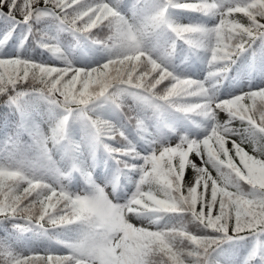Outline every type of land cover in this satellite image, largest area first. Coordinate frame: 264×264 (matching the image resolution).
Returning <instances> with one entry per match:
<instances>
[{
	"label": "clouds",
	"instance_id": "clouds-1",
	"mask_svg": "<svg viewBox=\"0 0 264 264\" xmlns=\"http://www.w3.org/2000/svg\"><path fill=\"white\" fill-rule=\"evenodd\" d=\"M25 22L0 40V264H264V0Z\"/></svg>",
	"mask_w": 264,
	"mask_h": 264
},
{
	"label": "snow or ice",
	"instance_id": "snow-or-ice-1",
	"mask_svg": "<svg viewBox=\"0 0 264 264\" xmlns=\"http://www.w3.org/2000/svg\"><path fill=\"white\" fill-rule=\"evenodd\" d=\"M31 11L32 0H0V20L8 21L12 25L9 32L0 36V40H12V34L15 33L16 28L20 25H27L25 21ZM4 27H7V25H0V29ZM49 195L52 194L49 193ZM53 202L55 201L53 200ZM48 257L49 264H51L52 254L49 253Z\"/></svg>",
	"mask_w": 264,
	"mask_h": 264
},
{
	"label": "trees",
	"instance_id": "trees-1",
	"mask_svg": "<svg viewBox=\"0 0 264 264\" xmlns=\"http://www.w3.org/2000/svg\"><path fill=\"white\" fill-rule=\"evenodd\" d=\"M5 11H6V9H5ZM189 19H195V18L194 17H190ZM0 25H7V27H4V28L0 29V36H3L5 33L9 32V29L12 27V25H11L10 22L4 21V20H0ZM35 27H39V25H36ZM22 35H28V42L31 45L32 36L30 34V30H29V27L27 25H20V26H18L16 28L15 33L12 34V40H11V42L12 43H16L21 38ZM64 39H65L66 42H70L69 41V38L64 37ZM38 52H39V50H37V53ZM187 171L190 174L191 169H188ZM198 209H199V206H198ZM5 227L6 226H1L0 227V236H3L4 235V229H5Z\"/></svg>",
	"mask_w": 264,
	"mask_h": 264
},
{
	"label": "rangeland",
	"instance_id": "rangeland-1",
	"mask_svg": "<svg viewBox=\"0 0 264 264\" xmlns=\"http://www.w3.org/2000/svg\"><path fill=\"white\" fill-rule=\"evenodd\" d=\"M173 142H175V140H173ZM191 159H194L195 162H196L197 164H199V159L196 158L194 155L191 157ZM188 178H189V179L191 178V173L188 175Z\"/></svg>",
	"mask_w": 264,
	"mask_h": 264
}]
</instances>
